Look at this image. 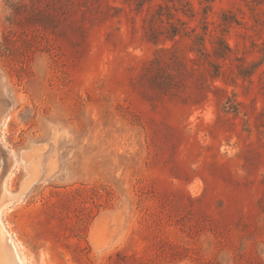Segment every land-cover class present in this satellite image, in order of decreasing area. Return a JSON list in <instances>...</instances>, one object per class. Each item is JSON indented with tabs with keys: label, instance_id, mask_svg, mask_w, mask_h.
Segmentation results:
<instances>
[{
	"label": "rangeland",
	"instance_id": "1",
	"mask_svg": "<svg viewBox=\"0 0 264 264\" xmlns=\"http://www.w3.org/2000/svg\"><path fill=\"white\" fill-rule=\"evenodd\" d=\"M140 2L0 0L8 264H264V0Z\"/></svg>",
	"mask_w": 264,
	"mask_h": 264
},
{
	"label": "trees",
	"instance_id": "2",
	"mask_svg": "<svg viewBox=\"0 0 264 264\" xmlns=\"http://www.w3.org/2000/svg\"><path fill=\"white\" fill-rule=\"evenodd\" d=\"M146 0H141V2L139 3L140 5L141 4H144V2H145ZM177 10H178V8H177ZM184 12H186L187 10L185 9V10H183ZM190 12H192V11H190ZM158 15H160V17L162 16V13L161 12H158L157 13ZM187 14V13H186ZM193 15V14H192ZM159 17V18H160ZM169 18L171 19V18H176V20L179 22V23H181V24H184L185 22H183V20L181 19V17H179V16H175V14H173V13H171L170 12V16H169ZM154 17L153 18H151V20H152V22L154 21ZM157 31V28H155L154 27V33ZM170 32V34H169V37L170 38H174L175 36H177L178 34H182V33H184V34H188L189 33V31L184 27V25L182 26V25H178V24H175L174 22H172L171 23V30L169 31ZM199 40H200V46H202V47H198L197 48V51L201 54V55H204L205 57H207L209 54H208V52H207V50H206V48L205 47H203L204 46V37L202 36V37H199L198 38ZM219 42L221 43V47L219 46V47H216L215 49H214V54H215V56L217 57V58H225L227 55H228V53L231 51V48H230V46L226 43V41H225V39L222 37V38H220L219 39ZM218 74H220V70L218 71V73H217V75ZM76 245V247H78V250L80 251V252H83V250L85 249L84 247H82L80 244H75ZM79 254L78 253H75V257L77 258V256H78ZM116 256H117V260H115V262H116V264H124V263H126V258L128 257V255L127 254H123V252H117V254H116ZM131 257V256H130ZM132 257H134L133 255H132ZM136 260H138L137 258H135Z\"/></svg>",
	"mask_w": 264,
	"mask_h": 264
},
{
	"label": "bare ground",
	"instance_id": "3",
	"mask_svg": "<svg viewBox=\"0 0 264 264\" xmlns=\"http://www.w3.org/2000/svg\"><path fill=\"white\" fill-rule=\"evenodd\" d=\"M1 255V254H0ZM2 255H4L3 253H2ZM11 258V257H10ZM7 259V258H6ZM14 262V263H13ZM12 263L13 264H17V263H15V261L14 260H12ZM0 264H8V260H4L3 258H0Z\"/></svg>",
	"mask_w": 264,
	"mask_h": 264
}]
</instances>
